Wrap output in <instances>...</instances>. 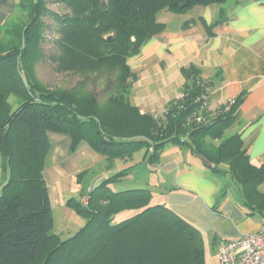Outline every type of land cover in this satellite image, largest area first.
Returning <instances> with one entry per match:
<instances>
[{"label":"trees","instance_id":"obj_1","mask_svg":"<svg viewBox=\"0 0 264 264\" xmlns=\"http://www.w3.org/2000/svg\"><path fill=\"white\" fill-rule=\"evenodd\" d=\"M227 1L19 0L20 15L0 25V264H206L197 226L149 188H112L130 168L84 193L87 203L68 199L85 223L66 239L55 233L44 173L49 131L68 134L72 153L88 144L109 162L143 153L142 162L156 165L167 145L188 147L213 172L229 173L243 206L264 215V165L252 163L241 133L226 136L246 91L211 110L204 106L211 81L190 65L182 68L184 97L163 113H144L131 102L138 75L128 59L165 30L158 13ZM52 3L67 11L55 13ZM37 63L66 80L47 86Z\"/></svg>","mask_w":264,"mask_h":264},{"label":"crops","instance_id":"obj_2","mask_svg":"<svg viewBox=\"0 0 264 264\" xmlns=\"http://www.w3.org/2000/svg\"><path fill=\"white\" fill-rule=\"evenodd\" d=\"M18 2L0 0V25L15 16ZM221 13L225 18L214 24ZM167 16L165 14L160 21L166 24L165 30L128 59L131 69L138 75L131 102L144 113H163L168 104L183 93L186 79L182 68L195 65L212 84L208 88L209 109L215 110L243 91L247 92L229 130L231 135L241 133L252 163L264 165V0H228L222 4L196 6L177 17L172 15L167 19ZM175 19L178 22L169 23ZM186 21L192 22L184 26ZM48 137L50 147L45 177L50 184H60L64 192L73 190L75 176L81 171L84 160L91 162L97 157L98 161L106 160L88 144L72 153L68 134L49 131ZM166 150L158 164L150 165L154 167L152 176L149 181H142L145 184L139 188L151 189L155 200L166 202L197 226L204 235L206 264L210 252L215 254L216 264H219V241L237 239L259 230L264 215L243 206L240 187L229 173L213 172L205 158L183 147H172L165 154ZM135 156L127 161L116 159L114 164L121 163L95 176L90 189L81 190V196L104 178L132 168L137 163ZM1 164L0 157V193L3 187ZM221 167L228 170L226 165ZM132 170L134 168L126 177L135 180ZM259 189L264 192V181ZM49 194L54 227L60 233L65 226L64 209L69 215L72 213L66 200L58 199L60 205L57 206L50 187Z\"/></svg>","mask_w":264,"mask_h":264},{"label":"rangeland","instance_id":"obj_3","mask_svg":"<svg viewBox=\"0 0 264 264\" xmlns=\"http://www.w3.org/2000/svg\"><path fill=\"white\" fill-rule=\"evenodd\" d=\"M49 7L55 13H64L67 11V9L60 3H52L51 5H49ZM165 14L169 15V16H167V19L169 17L171 18L172 15H174V17H177V15H181V14H175V13L169 12L168 10H162L161 12L158 13L157 19H159V21H161V19L163 20V16ZM19 15H20L19 12H17L15 18H17V16H19ZM176 22H178L177 19L169 21L170 24H175ZM53 35L55 36L54 33H53ZM52 49H54V48H52ZM37 67H38L37 72H38V76H39L40 80L44 84H46L47 86H50V87L56 86V83H61V82L66 80V78L63 74L52 75L51 69L49 67L46 70H44V68H42L40 66V64H38V63H37ZM10 102L13 106V109H15L19 103L18 99L15 96L10 97ZM230 135H231V130L228 129L226 132V136H230ZM172 147H178V148L183 147L184 150H187V151L189 150L188 147L178 146V145H173V144L167 145L165 147V150L167 149L169 151V149H171ZM167 150L165 151V154L167 153ZM187 151H186V153H188ZM142 154L143 153H137L136 154L135 160L137 163H135V165L132 167V168H134V170H132V171H133L135 180H133L132 178L124 177L123 180L120 181L121 182L120 184H119V182L116 184H112V188L114 190H122V189H128V188H139V187L144 186V184H145L142 181L147 182L150 180L154 167L150 166L147 163V161L146 162H144V161L142 162L141 160L139 161V157L141 159ZM100 155L101 154H99V156ZM102 156L103 155H101V157ZM97 158H95V160H93L91 162H90V160H84L83 161V163L81 164L82 167L80 169L81 170L80 172L83 171V174L80 176H75V180L73 182L74 186H73V190L71 192H64L63 187L60 184L54 185L53 182H51V184H50V181L48 180V178H46L47 183H48V187L51 188V193L53 194L52 199L55 201V203H57V206L60 205L58 199L66 200V203H67L68 199L73 198V197L76 198L77 200L82 201V203H87L88 197H87V195L81 196V192H82L81 190L82 189H84L85 191L89 190L91 187V184H93L92 179L95 176H97L100 172L105 173V172H107V170L109 168H111V166L113 167V166H116V164L121 163L119 161L118 163L114 164L115 163L114 161L109 162V160H107V159L106 160L103 159L101 161H98ZM127 160H129V159H127ZM127 160H125V161H127ZM86 163H88V166H86ZM132 168L130 167V169H132ZM66 203H62V205L66 206ZM68 209L71 210L72 214L69 215L67 213V210L64 209L66 218L64 220L65 226L63 227L62 232L57 233L55 230V227H54V232L57 234H60V236L63 239H66V238L72 236L73 234H75L85 223V219L83 217H81L79 214H77V212L73 208L68 207ZM208 254H209V257H208L209 263L208 264H216L217 260H216L215 254H213V252L212 253L210 252Z\"/></svg>","mask_w":264,"mask_h":264},{"label":"built area","instance_id":"obj_4","mask_svg":"<svg viewBox=\"0 0 264 264\" xmlns=\"http://www.w3.org/2000/svg\"><path fill=\"white\" fill-rule=\"evenodd\" d=\"M182 97L184 93L178 98ZM205 105H208L207 100ZM197 121H202V118L198 117ZM217 257L219 264H264V223L259 230L240 238L220 240Z\"/></svg>","mask_w":264,"mask_h":264}]
</instances>
